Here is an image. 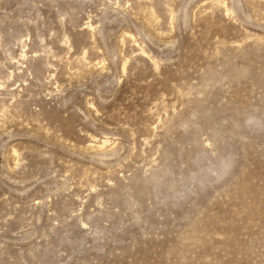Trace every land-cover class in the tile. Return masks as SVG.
<instances>
[{
    "label": "rangeland",
    "instance_id": "374dc122",
    "mask_svg": "<svg viewBox=\"0 0 264 264\" xmlns=\"http://www.w3.org/2000/svg\"><path fill=\"white\" fill-rule=\"evenodd\" d=\"M0 264H264V0H0Z\"/></svg>",
    "mask_w": 264,
    "mask_h": 264
},
{
    "label": "bare ground",
    "instance_id": "6f19581e",
    "mask_svg": "<svg viewBox=\"0 0 264 264\" xmlns=\"http://www.w3.org/2000/svg\"><path fill=\"white\" fill-rule=\"evenodd\" d=\"M100 142V141H99ZM106 141H101L99 144H98V149H99V147H105V145H106ZM96 144V143H95Z\"/></svg>",
    "mask_w": 264,
    "mask_h": 264
}]
</instances>
